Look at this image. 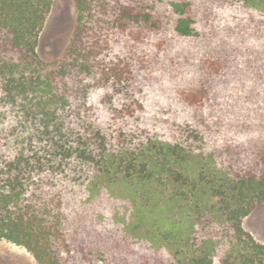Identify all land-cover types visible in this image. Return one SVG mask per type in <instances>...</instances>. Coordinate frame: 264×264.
Returning <instances> with one entry per match:
<instances>
[{
  "label": "trees",
  "instance_id": "1",
  "mask_svg": "<svg viewBox=\"0 0 264 264\" xmlns=\"http://www.w3.org/2000/svg\"><path fill=\"white\" fill-rule=\"evenodd\" d=\"M53 1L0 0V239L69 264L81 189L106 188L150 250L118 226L84 227L83 244L123 264H264L243 226L264 203V0L244 22L242 0H73L46 61Z\"/></svg>",
  "mask_w": 264,
  "mask_h": 264
},
{
  "label": "rangeland",
  "instance_id": "2",
  "mask_svg": "<svg viewBox=\"0 0 264 264\" xmlns=\"http://www.w3.org/2000/svg\"><path fill=\"white\" fill-rule=\"evenodd\" d=\"M235 9L237 11L231 14V17L234 15L236 21L244 22L245 0H242L241 6H236ZM241 15L244 17L242 18ZM75 22L76 9L73 0H54L39 37L37 50L42 59L52 61L63 53L71 38ZM77 204L80 218L73 224L68 236L72 249L70 251L66 249L62 255L69 264H123L120 256L121 248L117 247L109 251L108 243L100 240L92 245L87 244L86 241L83 244L84 227L88 233V229L118 226L121 227L119 233L123 234L120 237L122 241L131 242L133 247L141 252L150 248L151 243L148 238L143 232L134 228L133 207L126 196L121 197L117 192L112 193L106 188L95 192L82 188ZM121 221L129 224L128 228H125V235L122 232L124 224H121ZM243 226L258 241L264 243V203L243 219ZM160 250L163 251L164 247H160ZM0 264H39V262L24 246L0 239Z\"/></svg>",
  "mask_w": 264,
  "mask_h": 264
}]
</instances>
